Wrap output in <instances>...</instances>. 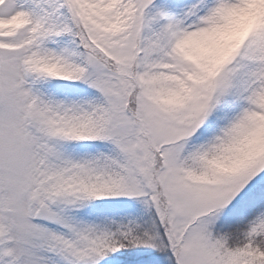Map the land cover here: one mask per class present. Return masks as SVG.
I'll return each instance as SVG.
<instances>
[{
  "label": "snow or ice",
  "instance_id": "6c2138e0",
  "mask_svg": "<svg viewBox=\"0 0 264 264\" xmlns=\"http://www.w3.org/2000/svg\"><path fill=\"white\" fill-rule=\"evenodd\" d=\"M0 264H264V0H0Z\"/></svg>",
  "mask_w": 264,
  "mask_h": 264
}]
</instances>
